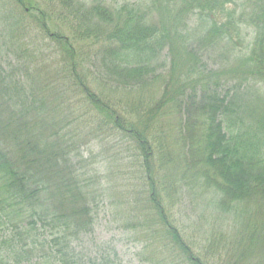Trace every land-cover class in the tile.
Returning <instances> with one entry per match:
<instances>
[{
    "label": "trees",
    "instance_id": "16d2710c",
    "mask_svg": "<svg viewBox=\"0 0 264 264\" xmlns=\"http://www.w3.org/2000/svg\"><path fill=\"white\" fill-rule=\"evenodd\" d=\"M6 1L34 17L32 0ZM61 1L66 26L36 10L66 64L56 79L16 46L23 19L4 21L0 230L15 237H1L0 264H112L74 243L94 225L82 149L113 137L137 160L152 264H264V0ZM87 105L89 124L77 116ZM176 205L191 206L194 231Z\"/></svg>",
    "mask_w": 264,
    "mask_h": 264
},
{
    "label": "rangeland",
    "instance_id": "374dc122",
    "mask_svg": "<svg viewBox=\"0 0 264 264\" xmlns=\"http://www.w3.org/2000/svg\"><path fill=\"white\" fill-rule=\"evenodd\" d=\"M77 1H84L89 5L96 1L112 5L125 1L142 2V0ZM32 3L34 8L32 15L34 17H30V15L23 16L21 14V11H24L23 8L17 6L16 2L0 0V47L5 50L8 42L12 46L14 43L9 23L4 22L6 17L8 16L13 22L22 18L23 23L19 30L22 31L20 36L23 37V42L22 45L16 46L27 50V53L35 51L39 57L36 58V62L33 59L32 64L38 68H44L43 72H41L42 78L50 79V77H54L56 79L55 71L63 69L66 64L62 56L57 53L58 44L52 42L48 35L44 34L39 28L36 14L37 17L39 15L36 10L39 8L47 11L55 9L52 15L53 19L66 26L67 14H62L65 6L61 0H32ZM246 26L248 28L243 26V44L248 48L255 39V33L249 25ZM66 32L71 37L70 32L68 30ZM165 56L166 53H163L162 60H165ZM0 57L2 59L0 63L7 69H10L9 63L11 58L3 59L4 55ZM208 61L210 64L215 63L212 60ZM159 63L161 64L162 62L159 61ZM89 64H86V66H91L95 72V77L101 78L102 75L100 73H102L103 69L102 67L98 68L100 67L99 62L96 63L93 56ZM164 69L165 67L161 71L163 72ZM80 96L82 95H75L71 100L73 102L76 100L80 101ZM83 103H85L84 99ZM80 104L82 103L80 102ZM79 111L80 115L77 116L82 117L83 114L82 118L88 124L92 123L91 119L96 116L94 115L96 113L89 109L88 105ZM82 118L80 119L82 120ZM171 120H175V118L173 117L172 119L171 117ZM173 126H175L174 123ZM108 140L104 141L102 138L91 139L90 144L82 149L84 159H86L84 163L86 178H91L92 182H94L92 183V187H90L94 195V199L92 200L94 225L93 231L90 234L81 236L80 240L78 239L74 243L75 248L77 252L81 253L85 261L107 256L112 264H152V257L150 259L148 257L152 256L154 252L155 254L158 252V250L154 251V246L157 245V242L152 241L146 234V221L149 217L148 212H145V203H141L140 193L143 192V184L142 179H139V174L137 173L135 154L133 151L127 150L130 146L128 141H123L119 138L115 139L114 137ZM185 207L187 208L183 209L184 207L176 205L174 212L177 214V217L179 216L185 221V224L191 227V231H194L192 226L194 220L190 217L195 212H191L190 205ZM150 229L153 230V228ZM13 231L11 227L3 228V230H0V239L2 236L15 237ZM147 242H149L151 247L145 249ZM35 261L36 259L33 260V263Z\"/></svg>",
    "mask_w": 264,
    "mask_h": 264
}]
</instances>
